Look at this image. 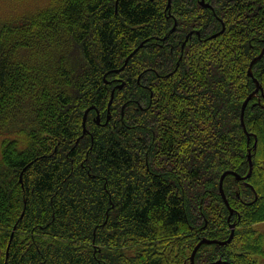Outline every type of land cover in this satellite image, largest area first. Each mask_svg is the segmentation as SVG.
Here are the masks:
<instances>
[{"label":"trees","instance_id":"obj_1","mask_svg":"<svg viewBox=\"0 0 264 264\" xmlns=\"http://www.w3.org/2000/svg\"><path fill=\"white\" fill-rule=\"evenodd\" d=\"M203 1L53 0L0 24V134L30 138L1 144L0 264H180L176 238H228L219 179L248 152L247 188L223 179L244 228L194 263L263 253L245 225L264 221V0Z\"/></svg>","mask_w":264,"mask_h":264},{"label":"rangeland","instance_id":"obj_2","mask_svg":"<svg viewBox=\"0 0 264 264\" xmlns=\"http://www.w3.org/2000/svg\"><path fill=\"white\" fill-rule=\"evenodd\" d=\"M53 0H0V24H2V23H5V22H12V21H16V20H18L19 18H21V17H25V16H27V15H29L30 13H32L33 11H35V10H37L38 8H40V7H43V6H45V5H48L49 3H51ZM207 3V2H206ZM207 4H209V2L207 3ZM222 28H224V26L222 27ZM216 34H218V32H216ZM209 37H211V36H209ZM202 40H206L205 38H203ZM143 45V44H142ZM141 45V46H142ZM140 46V47H141ZM264 47V46H263ZM137 48V49H136ZM135 49H136V51L138 50V48H139V46H137ZM134 49V50H135ZM262 50V49H261ZM261 52V51H260ZM264 53V52H263ZM263 55V54H262ZM18 57V56H17ZM20 58H21V56H19ZM18 57V58H19ZM262 57V56H261ZM17 58V59H18ZM250 71H251V68H250ZM260 91V90H259ZM259 91L256 93V95H255V98H257L258 99V93H259ZM261 92V91H260ZM260 94V93H259ZM245 110V109H244ZM244 115H243V122H244ZM95 124H100L102 121L99 119V118H97V117H95V118H93V120H92ZM101 121V122H100ZM244 127H245V129H246V126H245V123H244ZM243 128V127H242ZM6 139H9V140H18V145L22 148V149H24V148H26L27 146H28V144H29V142H30V138L27 136V135H18V133H16L15 131H11V133H1L0 134V151H1V144H2V142L4 141V140H6ZM31 144V143H30ZM248 153H250V152H248ZM243 170H245L244 171V173H248V168L246 167L245 169H243ZM231 171H234V170H231ZM234 172H236V171H234ZM239 174V173H238ZM240 175V174H239ZM246 175V174H245ZM241 176V175H240ZM244 176V175H243ZM239 180H241V179H236V177L233 175V174H231V175H229V179H228V183H229V185H230V187H232V190L234 191V193L236 194V192L237 191H239L241 188L242 189H246L247 188V186L244 184V181H239ZM20 181H21V176H20ZM227 187V186H226ZM257 198V197H256ZM255 198V199H256ZM231 199V198H230ZM231 208H233V207H231ZM234 209V208H233ZM235 210V209H234ZM227 211H228V213H229V210L227 209ZM238 212L235 210L234 211V213L233 214H235V215H233V216H231L230 218H231V221H230V219L228 220V217L226 218V220L228 221V223L229 222H231V223H233V222H235V224H236V221H237V225L235 226V229L237 230H242L243 228H244V225H242V224H240L239 226H238V224H239V221H238V218H237V214ZM246 227H248V228H250L252 231H254L255 233L257 232L261 237H262V245H263V250H264V221H260V222H256V223H251L250 225H248V224H246L245 225ZM228 228V227H227ZM228 230H229V228H228ZM201 236H203V237H205V236H207V235H205V234H202ZM202 237V238H203ZM127 238L126 237H123L121 240H120V242L121 243H124L123 244V246H125V245H127V246H131V247H134V246H132V245H130V244H126L125 243V240H126ZM201 239V238H200ZM208 239H210V238H208ZM176 240L177 241H175V242H177V243H175L176 244V247H175V249L174 250H176L175 251V256H177V254L179 253V249L177 248V246L178 245H180V247H181V249H180V251H182V252H184V254H185V258H182V260H181V263L180 264H186L187 262H189L190 263V256H191V254H192V250H193V248H194V246H193V248L191 247V249H189V250H187L188 248L187 247H185L184 246V248L182 247V240H181V237H179V238H176ZM232 240V239H231ZM131 242H135L136 244H137V241H133V240H131V241H129L128 243H131ZM179 242V243H178ZM199 242V241H198ZM197 242V243H198ZM97 243H99V242H96L95 241V238L93 237V239H92V243L91 244H89V246H91L92 248H93V250L95 251V248H96V246H99L100 248H101V245H98ZM196 243V244H197ZM115 243H113V245H114ZM165 244V243H164ZM163 244V245H164ZM195 244V245H196ZM163 245H162V247L161 248H163ZM202 245H205V244H202ZM123 246H121L122 248H118L120 251H123ZM156 246V245H155ZM205 247V246H204ZM197 252V251H196ZM123 254V256H125V251L122 253ZM136 254V253H135ZM134 254V255H135ZM195 254H197V253H195ZM133 255V256H134ZM194 257H195V255H194ZM253 264H264V251H263V253L262 254H257V253H255V254H253ZM171 260V263H174V259L173 258H171L170 259ZM189 263H187V264H189ZM195 264V263H194Z\"/></svg>","mask_w":264,"mask_h":264},{"label":"water","instance_id":"obj_3","mask_svg":"<svg viewBox=\"0 0 264 264\" xmlns=\"http://www.w3.org/2000/svg\"><path fill=\"white\" fill-rule=\"evenodd\" d=\"M201 3H202V5H203L204 7H209V4H207V3L204 2L203 0H201ZM169 6H170V0H168V2H167V7H169ZM174 27H175V25H174ZM190 34H191V32L189 33V35H190ZM187 37H188V36H187ZM141 45H142V43H140L139 47H140ZM136 49H137V48H136ZM136 49H135L133 52H131V53L129 54V56L126 58V60H125V62H124V65L126 64L127 60L132 56V54L136 51ZM263 52H264V47L262 48L261 52L251 60V62H250V67H251V65H252L255 61H257L258 59L261 58ZM122 67H123V66H122ZM118 71H119V70L117 69L116 72H118ZM249 71H250V68H249ZM249 71H248V73L250 74ZM121 85H122V83H121L120 85H118L117 87L120 88ZM259 90H260L261 93H262L263 90H262V88H261V85L256 81V88L254 89L253 93L249 94V95L247 96V98L244 100L243 104H242L240 120H241V124H242L243 130H244L245 132H246V129H245V127H244V122H243L244 109H245L246 104L248 103L250 97H251L253 94H256ZM113 92H114V90H112V92H111V99H112V96H113ZM111 99H110V101H109V104L111 103ZM91 108H92V106L89 107V108H87V109L84 111L83 120H82V128H83L82 135H84V134H86V133L88 132L87 129H86V117H87V114H88V112H89V110H90ZM97 118H98V114H97ZM107 120H108V118L106 119V122H107ZM255 147H256V140H255V142H254V148H255ZM247 158H248V163H249V170H248V173H247L245 176L242 177V176H240L237 172L227 170V171L223 172V174L220 176V179H219V192H220V195H221V197H222V199H223V202L225 203V205L227 206V208H228V210H229L228 220H229L230 217L233 215V213H234L235 210H234L233 208H231V206L229 205V202H228V200H227V198H226V196H225L224 189H223V179H224V177H225L227 174H233V175L236 177V179H246V178H248V177L250 176L251 172H252V169H253L251 153H248ZM248 185L253 189V186H252V185H250V184H248ZM255 198H256V197H255ZM238 218H239V217H238ZM235 226H236L235 222H233V223H229L230 233H229L228 238L225 239V240L208 239V238H206V237L201 238V239L199 240V242L194 246V248H193V250H192V254H191L190 258H189V259H190V264H194V255H195L196 251L198 250V248H199L202 244H221V245H224V244L228 243V242L232 239V237H233V235H234ZM11 237H12V234H11ZM209 264H232V263H230V262H228V261H225V260H222V259H217V260H214V261L210 262Z\"/></svg>","mask_w":264,"mask_h":264}]
</instances>
